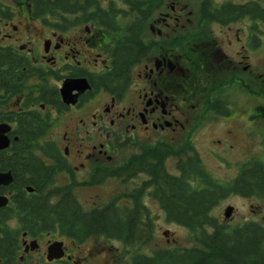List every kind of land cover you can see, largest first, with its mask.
<instances>
[{
	"label": "flooded vegetation",
	"instance_id": "1",
	"mask_svg": "<svg viewBox=\"0 0 264 264\" xmlns=\"http://www.w3.org/2000/svg\"><path fill=\"white\" fill-rule=\"evenodd\" d=\"M64 1L0 0V264H145L158 250L201 247H149L166 218L157 178L125 167L132 155L170 149L165 171L177 176L178 161L202 163L195 141L204 132L217 135L229 172L215 179L217 205L231 200L234 227L264 230V23L201 19L203 0L194 19L188 0ZM127 32L135 58L118 73ZM110 182L123 193L104 199L97 192ZM66 196L84 216L135 212L153 237L126 246L64 226Z\"/></svg>",
	"mask_w": 264,
	"mask_h": 264
},
{
	"label": "trees",
	"instance_id": "2",
	"mask_svg": "<svg viewBox=\"0 0 264 264\" xmlns=\"http://www.w3.org/2000/svg\"><path fill=\"white\" fill-rule=\"evenodd\" d=\"M63 1L42 0L45 5ZM160 1L157 0L158 3ZM150 3L151 0H147L146 4ZM212 4L213 0L202 1V7L197 10L199 18L227 20L249 16L254 21L264 23V0H254L243 6L226 4L220 8L211 7ZM46 11L52 12V8L47 7ZM133 28L134 25L130 28L131 31ZM129 36L132 38L134 35L127 32L121 38L123 43L120 42L115 50L117 53L114 57V67L118 73L124 72L135 58V43L133 38L127 42ZM172 155L170 149L165 152L147 149L142 158L132 155L125 169L130 177L140 168L151 170L150 174L154 176L152 178H157L155 187L159 203L166 213L165 221L184 228L193 246L201 247L158 250L154 261L141 257L145 264H264V230L255 225L251 229H239L220 224L211 213L217 205L219 195L222 194L215 178L200 161L194 159L178 161L179 175L167 174L164 161ZM66 197L67 201L61 204L58 214V219L64 226L84 228L92 233L103 232L112 239L122 241L126 246L145 245L153 237L154 228L151 221L147 219L145 223L135 212L124 211L123 215L118 209L108 206L102 211H94L84 216L72 203L71 198ZM2 254L0 246V255Z\"/></svg>",
	"mask_w": 264,
	"mask_h": 264
},
{
	"label": "rangeland",
	"instance_id": "3",
	"mask_svg": "<svg viewBox=\"0 0 264 264\" xmlns=\"http://www.w3.org/2000/svg\"><path fill=\"white\" fill-rule=\"evenodd\" d=\"M219 1V0H216ZM171 1H169L170 3ZM175 2V0H174ZM188 3H190L191 7V18H196L195 14V3L196 0H188ZM214 34H217V28L215 27L214 29ZM217 123L214 124L216 126ZM215 132L208 133H200V135L196 138L195 141V146L199 152V155L202 159V163L205 167V169L215 178V179H226L227 177L225 176L226 173H229L228 171H225L224 165L220 161V158L218 157L219 155L216 156L217 153V144L214 143V140H217V135H214ZM206 136V137H203ZM169 165V169L172 171L174 166V163L169 161L167 163ZM101 197H112L113 195L121 194V188L117 182H110L109 185L105 188L100 189L97 192ZM81 203L85 205L80 199ZM104 201V200H103ZM102 201V202H103ZM232 202L231 200H226L225 202L216 205L213 210H212V216L217 219V221L220 224H224L227 226H233L234 221L228 219H225L223 216L224 210L226 206L231 205ZM86 207V206H85ZM169 230L170 232L167 234V236H164V231ZM174 240V242L170 244H166V240ZM173 246H193V242L188 236L187 231L184 228L178 227L174 224H169L167 223L164 219H158L157 220V225L155 227V233H154V238L151 241L149 247L152 249L159 248L160 246H167V245H172Z\"/></svg>",
	"mask_w": 264,
	"mask_h": 264
},
{
	"label": "water",
	"instance_id": "4",
	"mask_svg": "<svg viewBox=\"0 0 264 264\" xmlns=\"http://www.w3.org/2000/svg\"><path fill=\"white\" fill-rule=\"evenodd\" d=\"M1 203V201H0ZM2 205V204H1ZM232 213V208L231 207H227L225 210H224V213H223V216L225 219H228L230 217ZM164 236H167L166 234H164Z\"/></svg>",
	"mask_w": 264,
	"mask_h": 264
}]
</instances>
